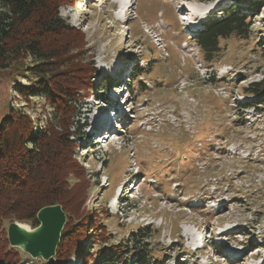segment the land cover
Wrapping results in <instances>:
<instances>
[{
	"label": "rangeland",
	"instance_id": "rangeland-1",
	"mask_svg": "<svg viewBox=\"0 0 264 264\" xmlns=\"http://www.w3.org/2000/svg\"><path fill=\"white\" fill-rule=\"evenodd\" d=\"M68 1L59 18L85 34L96 85L111 74L124 81L114 91L117 124L73 137L90 180L87 207L111 243L149 226L165 264H264V96L245 92L264 77V0ZM257 1L244 38L220 40L214 64L204 62L192 38L207 19ZM8 78L0 73V116L8 106L40 111L41 101H19ZM108 99L98 91L78 103L82 133ZM242 102L253 107L241 111ZM21 253L25 264L43 262Z\"/></svg>",
	"mask_w": 264,
	"mask_h": 264
},
{
	"label": "trees",
	"instance_id": "trees-1",
	"mask_svg": "<svg viewBox=\"0 0 264 264\" xmlns=\"http://www.w3.org/2000/svg\"><path fill=\"white\" fill-rule=\"evenodd\" d=\"M68 2L0 0V73L9 77L27 108L31 100L41 101L40 111L36 106L31 112L8 106L0 116V264L30 262L9 245L4 229L13 221L37 227V212L52 205L61 207L65 223L51 261L40 264H66L71 258L79 264H165L166 251L151 244L159 230L142 226L113 244L96 211L87 207L90 180L74 157L79 146L73 137L83 135L77 107L94 92L105 94L115 80L106 76L98 85L94 82L85 34L59 18V7ZM250 6L251 11L241 13L231 5L219 17L207 19L192 38L204 62L214 64L220 40L244 38L248 18L261 13L260 1ZM129 72L140 76L138 66ZM21 80L29 84L21 85ZM245 92L260 101L264 77ZM240 106L241 111L253 107L244 102ZM101 243L106 247L93 251Z\"/></svg>",
	"mask_w": 264,
	"mask_h": 264
},
{
	"label": "water",
	"instance_id": "water-1",
	"mask_svg": "<svg viewBox=\"0 0 264 264\" xmlns=\"http://www.w3.org/2000/svg\"><path fill=\"white\" fill-rule=\"evenodd\" d=\"M38 226L13 221L7 227V240L11 247L19 249L32 259L50 262L55 254L65 215L59 205L47 206L36 214Z\"/></svg>",
	"mask_w": 264,
	"mask_h": 264
},
{
	"label": "bare ground",
	"instance_id": "bare-ground-1",
	"mask_svg": "<svg viewBox=\"0 0 264 264\" xmlns=\"http://www.w3.org/2000/svg\"><path fill=\"white\" fill-rule=\"evenodd\" d=\"M179 11H181V13H182L183 15H184L185 13L188 12V11L186 12V9H184V8H181ZM190 12H191V11H190ZM197 12H198V11H194V13H197ZM200 12H202V10H199V13H200ZM190 15H191V14H190ZM106 130H107V128H106ZM104 131H105V130H104ZM105 137H106V136H105Z\"/></svg>",
	"mask_w": 264,
	"mask_h": 264
}]
</instances>
